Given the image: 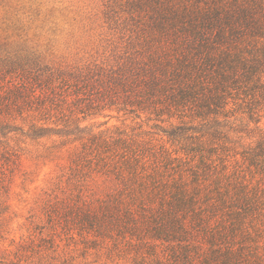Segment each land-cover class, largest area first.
Instances as JSON below:
<instances>
[{
	"label": "trees",
	"instance_id": "obj_1",
	"mask_svg": "<svg viewBox=\"0 0 264 264\" xmlns=\"http://www.w3.org/2000/svg\"><path fill=\"white\" fill-rule=\"evenodd\" d=\"M104 16L85 64L0 58V222L13 188L60 167L1 264H264V0H105Z\"/></svg>",
	"mask_w": 264,
	"mask_h": 264
},
{
	"label": "rangeland",
	"instance_id": "obj_2",
	"mask_svg": "<svg viewBox=\"0 0 264 264\" xmlns=\"http://www.w3.org/2000/svg\"><path fill=\"white\" fill-rule=\"evenodd\" d=\"M104 13L105 0H0V58L33 52L48 63L85 64L102 53L112 33ZM94 121L112 126L121 125L122 118ZM59 170L50 164L40 169L36 180L23 191L13 188L19 195L13 196L9 217L0 222V264L13 258L17 245L29 242L34 224L44 222L40 205L47 194L57 193L51 191L56 188ZM74 258L86 264H113L92 254Z\"/></svg>",
	"mask_w": 264,
	"mask_h": 264
}]
</instances>
